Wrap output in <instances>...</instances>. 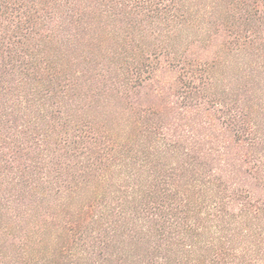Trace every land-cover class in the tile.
<instances>
[{
    "label": "trees",
    "instance_id": "obj_1",
    "mask_svg": "<svg viewBox=\"0 0 264 264\" xmlns=\"http://www.w3.org/2000/svg\"><path fill=\"white\" fill-rule=\"evenodd\" d=\"M0 264H264V0H0Z\"/></svg>",
    "mask_w": 264,
    "mask_h": 264
}]
</instances>
